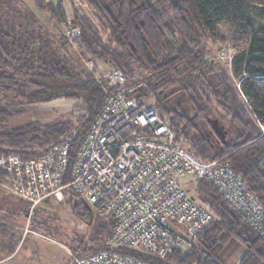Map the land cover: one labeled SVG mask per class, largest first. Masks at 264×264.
Instances as JSON below:
<instances>
[{
    "label": "trees",
    "instance_id": "1",
    "mask_svg": "<svg viewBox=\"0 0 264 264\" xmlns=\"http://www.w3.org/2000/svg\"><path fill=\"white\" fill-rule=\"evenodd\" d=\"M82 1L92 17L76 14L70 30L79 32L72 37L69 30L65 37L126 74H135L140 68L148 70L147 90L140 91L139 96L149 97L155 88L175 85L174 92L184 93L192 83L196 94L188 96L191 111L176 105L169 108L167 99L155 100L153 96L155 103L169 115L181 145L202 161L223 157L264 208V22L254 27L249 18L251 5L264 6V0ZM37 2L35 11H44L40 15L43 19L51 15L66 27L70 25L61 0ZM31 25L29 21L18 25L24 30L23 37H18L14 32L17 25L0 20V93H29L34 100L54 96L82 98L86 111L74 129L53 122L9 127L18 112L0 104V159L16 154L35 157L63 142L68 143L69 154L73 155L106 101L107 92L91 73H79L64 56V61L54 55L48 58L50 38ZM219 25L233 31L228 38H221L235 49L228 55V69L214 61L207 44ZM171 29L178 32L180 43L175 41L167 51L165 42L171 39ZM61 40L68 41L64 37ZM210 114L230 120L235 137L211 141L204 130L197 129L198 123L209 122ZM10 180L0 163V185ZM195 192L214 215L196 244L173 248L163 258L127 247L116 248L109 244L113 219L97 215L103 221L95 226L94 246L74 254L85 256L107 249L151 264H222L218 253L231 240L238 239L246 249L237 264H264V238L207 181L196 179Z\"/></svg>",
    "mask_w": 264,
    "mask_h": 264
},
{
    "label": "built area",
    "instance_id": "2",
    "mask_svg": "<svg viewBox=\"0 0 264 264\" xmlns=\"http://www.w3.org/2000/svg\"><path fill=\"white\" fill-rule=\"evenodd\" d=\"M87 66L96 72V61ZM95 79L107 92L106 101L73 155L63 142L35 157L0 159L15 195L30 211L47 198L63 200L64 190L71 189L98 216L113 219L109 244L163 258L173 248L196 244L213 220L210 210L190 194L188 176L207 181L264 238L262 204L223 157L202 161L177 141L167 112L155 100L139 96L146 88L139 85L141 76L106 63ZM71 256L70 264H151L107 249Z\"/></svg>",
    "mask_w": 264,
    "mask_h": 264
},
{
    "label": "rangeland",
    "instance_id": "3",
    "mask_svg": "<svg viewBox=\"0 0 264 264\" xmlns=\"http://www.w3.org/2000/svg\"><path fill=\"white\" fill-rule=\"evenodd\" d=\"M37 1L0 0L1 22L17 25L14 32L18 37L24 35V30L20 29L18 25L24 26L27 21L31 22L32 29L40 28L43 34L50 38L49 45L46 48L48 58L54 55L57 59L64 61L62 58L64 56L79 73H91L94 78L100 76L106 63L89 51L76 46L71 38L65 37V34H68V31L74 27L73 18L76 14L92 17L86 4L82 0H61L66 18L70 23L66 27L55 16L50 15L48 19H43L40 15H44V11L39 10V13L35 11V8H38ZM249 18L252 20L254 27L263 23L264 6L251 5ZM171 31V39L165 42L167 51H170L175 41L180 43L178 32L173 29ZM232 34L233 31L228 26L219 25L216 27L214 36L210 37L207 42L211 52L210 56L226 69H228V55L235 49L230 43L224 42L221 38H228ZM62 37L68 41L61 40ZM89 60L96 61V72H91L88 69L87 62ZM120 62L123 65L124 61L121 60ZM135 72L141 76L139 85L142 87L143 85L144 87L147 86L148 70L140 68ZM174 87L172 86L169 89L155 88L151 95L155 97V100L157 98L160 100L167 99L165 103L169 108L179 106L185 111H191V101L188 96L190 93L196 94V89L193 88L194 85L192 83L189 84V87L187 85L184 93L174 92ZM146 90V88L141 89L145 92ZM34 99L29 93L22 92L13 95L0 93V104L13 112H18V115H15L9 123V127L21 126L29 122H37L40 125L53 122L57 125L65 124L66 127L74 129L79 127L86 111V105L82 98L54 96L50 99ZM177 99L179 101L176 103ZM145 101L153 102L154 98L147 95ZM208 118L209 122L198 123L197 129L204 130L207 138H210L211 141H216V139L230 140L235 137L233 132L235 126L231 124L230 120L213 114H210ZM212 120L216 121L221 136L215 135L211 131ZM189 134L194 136L195 132ZM185 179L191 184L188 186L190 194L197 199V193L192 188L195 179L188 176ZM11 181L13 182V180H10V186L13 185ZM10 186L0 185V222L5 223L4 226L0 224V251L6 250L7 247L10 248L12 245L11 248L17 247L18 255L25 249H27L28 254H34L30 253L34 251V259H36L37 264H70L72 261L71 253H77L80 249L94 246L95 226L103 219L98 217L93 209L89 212L84 208L80 203L82 197L78 194L66 189L64 190L65 198L63 200L50 197L42 201L32 211L25 209L23 213H20L19 207L21 206L13 202L14 193L10 190ZM69 195H71V198H69ZM22 203H24L22 206H28L27 203ZM5 212L11 213L6 221L3 217ZM212 216L214 217L213 214ZM245 249L246 246L241 241L233 239L221 249L217 259L222 264H237Z\"/></svg>",
    "mask_w": 264,
    "mask_h": 264
},
{
    "label": "crops",
    "instance_id": "4",
    "mask_svg": "<svg viewBox=\"0 0 264 264\" xmlns=\"http://www.w3.org/2000/svg\"><path fill=\"white\" fill-rule=\"evenodd\" d=\"M9 184L7 183V184H5V186H10ZM10 187H9L10 190L13 191V193H14V190H12L13 189L12 186H10ZM13 202H15L16 204H19L21 206V207H19L20 210H21L19 212L23 213V211L25 210L26 207L22 206V204H24V203H22V201L19 198H17L15 193L13 194ZM10 216H11V213L5 212L3 214V217L5 219L4 221H6L7 218H9ZM11 246H10V248L7 247L6 250L0 251V260H4L3 264H37V261H35L36 259H34V257H35L34 256V254H35L34 251L30 252V253H34V254H28L26 252L27 249H25V250L22 251V253H20L18 255L17 247L16 248L15 247L11 248Z\"/></svg>",
    "mask_w": 264,
    "mask_h": 264
},
{
    "label": "flooded vegetation",
    "instance_id": "5",
    "mask_svg": "<svg viewBox=\"0 0 264 264\" xmlns=\"http://www.w3.org/2000/svg\"><path fill=\"white\" fill-rule=\"evenodd\" d=\"M211 128H212L211 131L213 132V134L221 136L220 130L215 120L211 121Z\"/></svg>",
    "mask_w": 264,
    "mask_h": 264
},
{
    "label": "water",
    "instance_id": "6",
    "mask_svg": "<svg viewBox=\"0 0 264 264\" xmlns=\"http://www.w3.org/2000/svg\"><path fill=\"white\" fill-rule=\"evenodd\" d=\"M80 202L84 206V208H86L89 212H91L90 205L83 198H81Z\"/></svg>",
    "mask_w": 264,
    "mask_h": 264
}]
</instances>
